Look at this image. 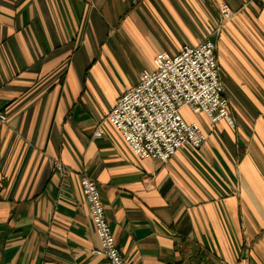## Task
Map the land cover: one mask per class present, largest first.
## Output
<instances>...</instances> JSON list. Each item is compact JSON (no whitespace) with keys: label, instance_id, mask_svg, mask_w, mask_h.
Segmentation results:
<instances>
[{"label":"crops","instance_id":"0c3cea01","mask_svg":"<svg viewBox=\"0 0 264 264\" xmlns=\"http://www.w3.org/2000/svg\"><path fill=\"white\" fill-rule=\"evenodd\" d=\"M207 38L231 119L183 108L201 147L140 158L105 117L158 53ZM0 112V264H109L84 175L128 264H264L263 4L0 0Z\"/></svg>","mask_w":264,"mask_h":264},{"label":"built area","instance_id":"2783aa9c","mask_svg":"<svg viewBox=\"0 0 264 264\" xmlns=\"http://www.w3.org/2000/svg\"><path fill=\"white\" fill-rule=\"evenodd\" d=\"M254 1L264 5V0ZM218 10L221 21L229 20L234 14L225 2L219 4ZM183 108L202 113L212 129L219 121L231 119L216 43L211 39L196 45L184 44L174 54L158 53L153 67L142 70L138 82L118 97L105 121L120 132L140 158L165 163L182 146L199 148L207 139L198 121L186 119ZM0 121L6 122L7 115L0 112ZM103 133L101 122L94 134L101 136ZM56 165L61 166L60 163ZM80 186L99 238V246L92 252L106 257L109 264H128L117 247L97 184L84 175ZM218 264L231 263L221 261Z\"/></svg>","mask_w":264,"mask_h":264},{"label":"rangeland","instance_id":"374dc122","mask_svg":"<svg viewBox=\"0 0 264 264\" xmlns=\"http://www.w3.org/2000/svg\"><path fill=\"white\" fill-rule=\"evenodd\" d=\"M198 118H200L201 121H205L206 123L208 122L207 119L204 117L202 113L198 115ZM199 120V119H198Z\"/></svg>","mask_w":264,"mask_h":264}]
</instances>
